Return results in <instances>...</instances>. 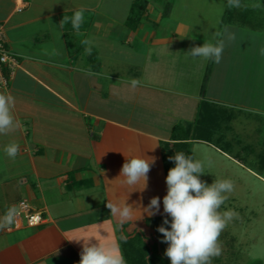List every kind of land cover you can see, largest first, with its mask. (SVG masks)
<instances>
[{
  "label": "crops",
  "instance_id": "1",
  "mask_svg": "<svg viewBox=\"0 0 264 264\" xmlns=\"http://www.w3.org/2000/svg\"><path fill=\"white\" fill-rule=\"evenodd\" d=\"M4 1L0 24L20 68L0 93L15 98L21 127L0 136V216L25 202L46 223L0 231V264H79L87 240L123 256L121 237L138 223L140 207L158 196L155 216L163 211L169 157L190 155L195 144L264 171L257 163L264 155V0L228 7L211 40L197 38L186 22L162 26L148 2L130 30L124 23L132 0H25L20 13L15 0ZM81 9L79 34L70 20L60 26ZM225 29L235 38L225 40L219 64L187 54L223 39ZM131 79L140 81L135 89ZM248 121L258 152L242 140ZM13 141L20 145L15 160L4 153ZM126 157L156 158L145 190L119 177ZM124 201L137 210L121 224L107 203Z\"/></svg>",
  "mask_w": 264,
  "mask_h": 264
},
{
  "label": "clouds",
  "instance_id": "2",
  "mask_svg": "<svg viewBox=\"0 0 264 264\" xmlns=\"http://www.w3.org/2000/svg\"><path fill=\"white\" fill-rule=\"evenodd\" d=\"M227 6L239 8L242 3L241 0H227ZM69 20L79 34L84 22L83 10L75 11L71 18L64 16L60 26L63 27ZM234 38V34L225 29L223 39L215 43L208 41L202 46H194L187 54L193 58H204L219 64L225 40L231 41ZM84 43L88 44L89 41ZM86 52L91 54V48H87ZM261 55H264V49H261ZM84 71L86 75H93L90 70ZM129 83L135 89L140 81L131 79ZM14 108L15 98L11 94L0 93V136H7L21 127L20 121L13 115ZM19 151L20 145L14 141L4 146V153L11 160L16 159ZM169 160L173 161L175 166L168 170L165 178L167 194L163 197V213L166 215L163 223L157 228L163 236L161 242L168 245L164 254L169 258L170 264H212L213 258L222 254L219 240L222 231L238 216L232 209L220 211L228 199L227 194L233 192L234 183L230 179H215L211 185L202 181L200 176L205 173V163L184 152H176ZM155 162V157H126L119 177H124L123 183L128 187L143 191L147 187L148 173ZM208 163L210 165L211 161ZM141 183L143 186L138 188ZM107 207L121 224L131 220L137 210L126 201L123 204L108 202ZM140 209L141 219L144 214L149 217L159 214L160 197H152L149 204ZM19 215V207H9L3 216H0V231L11 230L17 223ZM68 240L79 242L81 239ZM79 264H125V261L118 250L100 244H90L87 240L82 246Z\"/></svg>",
  "mask_w": 264,
  "mask_h": 264
},
{
  "label": "rangeland",
  "instance_id": "3",
  "mask_svg": "<svg viewBox=\"0 0 264 264\" xmlns=\"http://www.w3.org/2000/svg\"><path fill=\"white\" fill-rule=\"evenodd\" d=\"M146 1L150 6L151 16L156 17L159 14L163 17L162 26H171L177 22L189 23L195 28L194 34L197 38L202 40H211L221 16L225 15L224 12L228 8L227 0ZM4 4L7 6L8 1L5 0ZM243 5L248 7L250 4L243 2ZM247 123L248 127L244 129V132L249 138L242 135L245 138L242 140L251 143L258 152L262 149V145L258 144L257 136L250 137L249 134L253 133L256 127L255 122ZM237 130L242 131L241 128ZM190 155L205 163V173L200 176L202 181L211 185L215 179H230L234 183V190L227 194L228 199L221 206L220 211L232 209L238 216L222 231L219 237L222 254L213 258L212 264H264V171H258L253 165L250 167L254 168L255 173L251 172L201 144L193 145ZM255 159H257L256 156L252 157V164ZM209 161H211L210 165ZM170 163L175 166L173 161ZM165 215L162 211L159 216L139 218L138 223L128 227V233H133L134 228H140L142 234L132 239L136 252L130 253L128 257L123 256L125 264L170 263L169 258L164 254L168 245L161 242L163 236L157 231ZM168 219L171 220L170 217ZM145 237L151 244L150 251Z\"/></svg>",
  "mask_w": 264,
  "mask_h": 264
},
{
  "label": "built area",
  "instance_id": "4",
  "mask_svg": "<svg viewBox=\"0 0 264 264\" xmlns=\"http://www.w3.org/2000/svg\"><path fill=\"white\" fill-rule=\"evenodd\" d=\"M26 7L25 0H15V12L20 13ZM20 68L19 57L13 54L7 46V38L3 24H0V88H7L9 80ZM20 215L15 226L39 227L46 223L44 212L32 209L25 202L18 204Z\"/></svg>",
  "mask_w": 264,
  "mask_h": 264
},
{
  "label": "trees",
  "instance_id": "5",
  "mask_svg": "<svg viewBox=\"0 0 264 264\" xmlns=\"http://www.w3.org/2000/svg\"><path fill=\"white\" fill-rule=\"evenodd\" d=\"M146 12H147V1L146 0H132L128 15H127L125 23H124L125 26L130 30H135L137 28V26L140 24L143 16L146 14ZM263 157H264V155H257V158H258L257 163L260 164L259 167L262 169H264ZM172 167H174V166H172V164H171L170 168H172ZM125 228H126L125 225L122 226V232H124V230H126ZM140 234H142L140 228H134L133 233H130V232L125 233L124 232V237L126 238V239H122V253H123L124 257H128L130 253L136 252L135 249L133 248L134 245L132 244L133 243L132 239L136 235L140 236ZM145 241H146L147 246H148L147 248L150 251V249H152V248H151V244H150L148 238L145 237Z\"/></svg>",
  "mask_w": 264,
  "mask_h": 264
}]
</instances>
